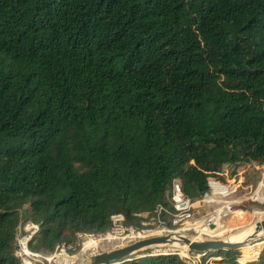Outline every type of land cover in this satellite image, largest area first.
<instances>
[{"label": "trees", "instance_id": "16d2710c", "mask_svg": "<svg viewBox=\"0 0 264 264\" xmlns=\"http://www.w3.org/2000/svg\"><path fill=\"white\" fill-rule=\"evenodd\" d=\"M246 164L264 165V0H0V264H21V213L53 252Z\"/></svg>", "mask_w": 264, "mask_h": 264}, {"label": "rangeland", "instance_id": "374dc122", "mask_svg": "<svg viewBox=\"0 0 264 264\" xmlns=\"http://www.w3.org/2000/svg\"><path fill=\"white\" fill-rule=\"evenodd\" d=\"M210 179H215L227 188L226 197L212 198V201H203L204 195L196 200H192V206L189 209V215L181 219L179 224L176 226H171L168 229L172 232L170 234L183 235L192 240H221L230 238L238 232L249 227L254 222L262 219L264 217V165L256 164H246L240 165L236 168L224 167L218 177H209ZM209 195V192H207ZM209 197H206L208 199ZM166 220H172L171 216L166 215ZM149 215L141 214L139 216V225H124L122 228L116 226H111V229L106 232L102 237L94 236L92 234L79 233L76 235V240L74 243H62L59 244L53 250V252H48L49 255L53 256L51 264H58V259L60 257H67L71 259L80 253L83 246L88 240L104 239L106 234L108 236L124 237L129 233L128 230L141 229L142 222L148 221ZM21 221H24V216L21 213ZM209 224H213V228L208 227ZM215 225L217 229L215 228ZM205 227L203 231L199 228ZM185 228L184 230H180ZM178 229V230H177ZM169 234L168 232L162 233L161 235ZM155 236V235H154ZM119 245L124 243V240H118ZM127 243H130L127 242ZM108 244L105 248L93 247L83 255V259L91 254L101 252L111 249V247H119L118 243L113 245ZM125 244V243H124ZM64 245V252H61V246ZM252 245L253 248H247V246H242L238 248L242 254V257L237 260L238 264H244L246 262L255 260L259 250L264 246L263 240L254 241ZM77 246L80 249L77 253L73 252ZM141 253H149L151 255L164 254V253H174L180 257L188 253L189 256L195 257L197 254L201 253H190L188 249L184 251L183 249L176 247H168L166 245H156L148 249L140 251ZM217 252V251H215ZM209 254H214V252H207L203 255L201 260L203 262L213 263L219 260L218 257L209 256ZM60 255L58 258L57 256ZM204 258V259H203ZM72 259V260H73ZM71 260V261H72ZM241 261V262H240ZM74 262V261H73ZM71 262V264H73ZM74 264H77L76 261Z\"/></svg>", "mask_w": 264, "mask_h": 264}, {"label": "built area", "instance_id": "2783aa9c", "mask_svg": "<svg viewBox=\"0 0 264 264\" xmlns=\"http://www.w3.org/2000/svg\"><path fill=\"white\" fill-rule=\"evenodd\" d=\"M207 186L209 188L208 193L204 194L203 201H212V198L226 197L227 188L215 179H207ZM206 197H209L206 199ZM192 206V201L184 197L181 189V183L178 179H175L172 184L171 191V207L173 211H169L163 206H157L152 213H144L145 216L149 215V220L142 222L141 229L128 230L129 233L126 236H137L132 241L142 239L151 235V233L160 231L161 233L171 232L168 228L179 224L181 219L189 215V209ZM141 214H138V217ZM171 216L172 220H166L165 216ZM112 226L122 228L124 218L121 214H115L110 217ZM213 225V224H209ZM208 225V227H209ZM38 226L30 221H22L18 225L17 234L14 244V255L20 261L21 264H51L53 256L48 252L33 251L29 248V243L36 234ZM141 237V238H140ZM59 248V245H57ZM61 252H64L65 246H61ZM193 253V252H190ZM204 254H197L195 257L189 256L188 253L184 254L180 259L185 264H210L203 262L201 258Z\"/></svg>", "mask_w": 264, "mask_h": 264}, {"label": "water", "instance_id": "95a60500", "mask_svg": "<svg viewBox=\"0 0 264 264\" xmlns=\"http://www.w3.org/2000/svg\"><path fill=\"white\" fill-rule=\"evenodd\" d=\"M213 228V225H209ZM259 233H264V217L254 223V230L249 237V242L252 244L254 241L263 240L264 236H259ZM178 243L186 245L187 249L191 252L205 254L207 252H215L223 249H236L244 246L245 241L230 242L226 239L221 240H191L183 235H155L149 236L130 243L120 244L119 247H111L109 250H104L91 254L85 258L82 264H110L125 258H129L142 250L148 249L156 245H167ZM167 254V253H164Z\"/></svg>", "mask_w": 264, "mask_h": 264}, {"label": "bare ground", "instance_id": "6f19581e", "mask_svg": "<svg viewBox=\"0 0 264 264\" xmlns=\"http://www.w3.org/2000/svg\"><path fill=\"white\" fill-rule=\"evenodd\" d=\"M254 223L251 224L249 227L245 228L244 230L240 231V232L237 231V233L235 235H233L230 238H226V240H229L230 242L245 241L246 244L244 246H247V248H253L255 245H252V246L250 245V242H249L250 239H249V237L253 233ZM216 226L217 225H215V228L214 229H217ZM204 228L205 227H201V228H199V230L200 231H203ZM184 229L185 228H182L180 230H184ZM168 233L170 234L172 232H168ZM161 234L162 233L160 231H156V232L151 233V235H161ZM108 235H110V234H106L103 237L104 239H101L100 238V239H96V240H88L86 242V244L83 246V248L81 249L80 253L77 254L76 256H74V259H73V257L71 259H68L67 257H60L58 259V261H57V262H59L58 264H71V262H73V261H74L73 264L75 263V261H76L77 264H82L84 262L83 255H85L86 252L89 251L93 247H96L97 246V247H100L101 249H103L108 244H112V243L117 244L118 243V245H119V242H118L119 239H122V240H124V243H127V242L132 241L133 239L137 238V236H124V237L119 236V238H118V237H115V236H108ZM172 235L175 236V234H172ZM100 236L102 237V235H100ZM259 236H264V233H259L258 237ZM115 244H113V245H115ZM166 246L180 248V249H183L184 251H186V249H187V246L186 245H180L178 243L167 244ZM59 256L60 255H58L57 258Z\"/></svg>", "mask_w": 264, "mask_h": 264}, {"label": "crops", "instance_id": "0c3cea01", "mask_svg": "<svg viewBox=\"0 0 264 264\" xmlns=\"http://www.w3.org/2000/svg\"><path fill=\"white\" fill-rule=\"evenodd\" d=\"M124 244V243H123Z\"/></svg>", "mask_w": 264, "mask_h": 264}]
</instances>
